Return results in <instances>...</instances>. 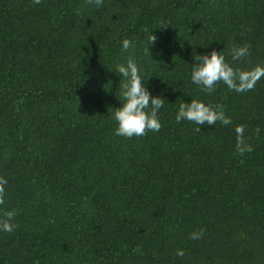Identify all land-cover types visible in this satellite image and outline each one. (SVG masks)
Returning <instances> with one entry per match:
<instances>
[{"label":"trees","instance_id":"1","mask_svg":"<svg viewBox=\"0 0 264 264\" xmlns=\"http://www.w3.org/2000/svg\"><path fill=\"white\" fill-rule=\"evenodd\" d=\"M213 50L264 66V0H0V213L18 225L0 264H264V78L201 91L195 53ZM130 57L163 107L129 139L114 114ZM191 100L231 123L177 122Z\"/></svg>","mask_w":264,"mask_h":264},{"label":"clouds","instance_id":"2","mask_svg":"<svg viewBox=\"0 0 264 264\" xmlns=\"http://www.w3.org/2000/svg\"><path fill=\"white\" fill-rule=\"evenodd\" d=\"M33 4L39 5L42 0H32ZM88 5H95L96 8L103 6L104 0H86ZM157 37L152 33L149 36V45H154ZM132 46L131 41L125 39L122 42L123 50L127 51ZM250 44L243 46H233L231 55L233 60H243L250 55ZM149 51V49H148ZM194 60L196 63L192 68V82L201 86V91L211 94L215 91L216 85L223 82L230 90L238 93L251 91L255 88L257 82L264 78V66L257 65L250 70H242L233 68L226 62L225 56L220 51L213 50L209 54H196ZM116 71L126 79L123 84L124 91L122 96L124 103L117 108L114 118L117 121V129L115 134L125 138L143 137L148 132H158L162 124L158 118V111L163 107V99L154 97L146 88L139 74V68L136 62L130 57L126 65H118ZM177 122L187 120L195 123L199 127L194 130L201 131L202 125L214 126L218 121L224 125L231 123V118L227 117L222 105L205 104L198 100H191L190 103H181L179 111L176 115ZM238 132L242 128L237 129ZM259 129H257V132ZM251 151V148L249 149ZM8 181L4 177H0V206L5 204L6 185ZM17 215L15 210H4L0 213V230L12 233L17 224L13 223L14 217ZM205 229L198 232H192L189 238L192 240L203 237ZM134 252H139L136 248ZM177 255L183 256V250H178Z\"/></svg>","mask_w":264,"mask_h":264}]
</instances>
